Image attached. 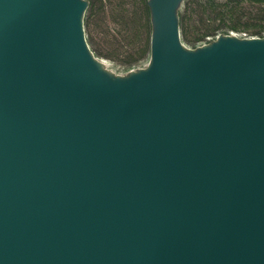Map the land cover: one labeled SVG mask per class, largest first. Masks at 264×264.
<instances>
[{
  "label": "water",
  "instance_id": "1",
  "mask_svg": "<svg viewBox=\"0 0 264 264\" xmlns=\"http://www.w3.org/2000/svg\"><path fill=\"white\" fill-rule=\"evenodd\" d=\"M151 0L114 80L83 0H0V264H264V39L191 52Z\"/></svg>",
  "mask_w": 264,
  "mask_h": 264
},
{
  "label": "rangeland",
  "instance_id": "2",
  "mask_svg": "<svg viewBox=\"0 0 264 264\" xmlns=\"http://www.w3.org/2000/svg\"><path fill=\"white\" fill-rule=\"evenodd\" d=\"M83 1L87 46L96 60L107 64L109 76L126 80L149 70L156 29L151 0ZM176 14L181 42L191 52L230 37L264 39V0H181Z\"/></svg>",
  "mask_w": 264,
  "mask_h": 264
},
{
  "label": "bare ground",
  "instance_id": "3",
  "mask_svg": "<svg viewBox=\"0 0 264 264\" xmlns=\"http://www.w3.org/2000/svg\"><path fill=\"white\" fill-rule=\"evenodd\" d=\"M94 58V57H93ZM97 58V57H96ZM94 60H95V62H96V64L98 65V67L101 69V71L102 72H104L107 76H109V74L106 72V68H105V66L107 65H104L103 63H101L99 60H96L95 58H94ZM106 62V61H105ZM110 77V76H109Z\"/></svg>",
  "mask_w": 264,
  "mask_h": 264
}]
</instances>
